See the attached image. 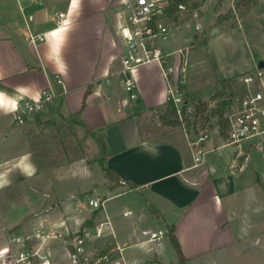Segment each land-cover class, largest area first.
<instances>
[{
    "label": "crops",
    "instance_id": "obj_1",
    "mask_svg": "<svg viewBox=\"0 0 264 264\" xmlns=\"http://www.w3.org/2000/svg\"><path fill=\"white\" fill-rule=\"evenodd\" d=\"M122 1L76 0L75 4L73 0H42L41 4H32L29 0L6 1L2 9L6 20L0 22V98L3 101L0 120L12 116L15 121L19 102L37 99L44 88L52 86L57 96L48 108L32 115L37 124H45L50 116L69 118L77 114L75 124L83 129L86 142L96 138L87 128L92 131L101 128L106 145L104 163L119 177L110 189L119 187L118 194L137 193L146 206L149 199L161 213L157 217L145 207L137 212L129 207L116 212L108 210L104 203L105 210H101L95 223L109 216L116 237L108 235L100 243L119 244L129 264H177L178 255L176 259L166 260L159 254L162 241L170 238L168 233L160 241L149 239L150 232L168 231L171 225L185 264H264V200L260 199V192L251 196L240 187L229 189L224 181L220 183L211 177L216 160L229 145L219 138L203 141L198 148L213 153L211 164L207 167L205 160L196 167L193 166L194 148L185 129L171 128L165 123L164 129L150 126L151 118L160 120L167 103V82L159 62L133 67L130 75L135 83L131 91L126 89L125 78L129 72H124L122 65L125 49L121 32ZM212 2L214 5L215 0ZM18 11L23 13L27 29L22 26ZM10 20L13 25L6 23ZM29 30L44 35V40L31 43ZM185 63L187 66V55ZM57 75L62 83H57ZM182 83L185 91L199 89L191 84L186 73ZM226 89L233 94L230 88ZM29 119L25 115L21 116L20 124L14 122V128L19 125V130L13 132L16 140L12 144L18 146L17 151L4 146L0 137V189L11 187L19 180L31 182L30 190L39 192L41 197L40 208L33 212L37 214L34 221L25 220L24 226L4 224L5 234L30 228L75 232L95 209L85 208L81 199L65 201L55 195L49 201L48 189L52 188L46 186V178H42L44 174L38 169L33 152V145L41 139V129L33 132L29 126H23ZM252 145V142L243 143L241 155L233 146L231 167L239 160L245 162L246 168ZM258 146L264 153L263 145ZM128 182L136 187H129ZM255 182L264 191L263 171H255ZM83 192L74 191L71 196L79 198ZM153 221L158 228L151 224ZM255 231L258 232L252 237ZM138 245L141 250L129 251ZM53 260L61 264L55 254Z\"/></svg>",
    "mask_w": 264,
    "mask_h": 264
},
{
    "label": "rangeland",
    "instance_id": "obj_2",
    "mask_svg": "<svg viewBox=\"0 0 264 264\" xmlns=\"http://www.w3.org/2000/svg\"><path fill=\"white\" fill-rule=\"evenodd\" d=\"M6 1L9 0H0V22L6 20L2 15L3 4H7ZM199 10L189 21L180 23L174 20L169 21L171 30L166 38L159 41V44L166 51L172 52L170 58L176 64L180 62V55L181 61L185 63L187 55L186 74L191 84L199 88L197 91H185L182 87L189 102L195 104L199 98L208 101L207 110L203 111L207 115L211 113L212 109H216L228 95L233 96V103H235L236 98L241 97L248 90H258L264 93V67L262 69L258 68V62L260 60L264 61V32L262 26L264 0H258L250 10L245 12L243 11L244 8L237 4V0H224L219 7H217L216 0L214 5L212 0H206ZM18 14L22 26L27 29L23 13L18 11ZM27 21L29 22V19ZM6 23L13 25L12 20ZM179 49L182 50L181 53ZM246 74H250L254 78L249 85H246L243 81V76ZM181 86H183V83ZM226 87L230 88L233 94H229ZM130 93L128 95H131ZM28 115L31 119L23 122L22 125L29 126L33 129V132L36 128L41 129V136L39 137L41 139L33 145V152L39 165L38 169L44 174L42 178H46L44 180L46 186L52 188L48 189L50 193L49 201L55 195L62 197L65 201L81 199L84 207L90 210L94 207L88 204V199L96 197L93 199H106V207L111 211L122 212L126 207L136 212L139 211L140 207L149 209L148 204L146 206L137 193L118 194L121 191L119 187L113 190L110 189L109 186H115L117 182L108 177L103 170L102 163L99 160L101 150L97 139L90 138L87 142L84 141L83 129L75 124L77 123V114L69 118H62L59 115L50 116V119L44 121L45 124L43 125L37 124L33 120V114ZM15 121L20 124L23 120L19 117L15 118ZM15 121L12 116L0 120V137L4 146L17 151L18 146L12 145L13 141L16 140L13 132L19 130L18 124H16L17 128H14ZM149 122L150 126L156 129L165 128L162 120L151 118ZM169 127L184 129L174 125ZM205 133L209 134L206 140L213 138L226 140L225 133L217 124L216 118H212L211 121L206 123L205 128L200 130L197 138ZM7 135L9 136L6 137ZM257 141V138H251L244 142L245 144L252 142L254 145L251 146V157L243 172L231 167L233 158V155L231 157V150L234 147L229 145L216 160L215 171L211 173V177L218 179L220 183L224 181L229 189L237 187L239 190L238 187H240L242 192L247 191L251 196L255 195L256 192H260L259 197L264 200V191L255 182V171L264 172V153L258 146ZM204 153L207 160L206 166L208 167L211 164L210 158L213 153L210 150L206 152L204 150ZM96 156L99 157L98 160L95 158ZM48 182L50 183L48 184ZM32 185L31 182L19 180L11 187L0 189V256L7 253L9 247L7 242H4L6 234L3 225L22 224L24 226L23 222L25 220L34 221L37 215L33 212L40 208L41 197L38 195L39 192L30 190ZM40 186L42 187V185ZM74 191L84 192L77 198L76 195L71 196ZM61 200H58V202L61 203ZM71 211L68 212V215ZM86 212L88 213V211ZM151 220L153 219L151 218ZM151 224L158 228L156 221ZM34 230V228H30L26 231L33 232ZM162 231L163 236H165L167 230ZM257 232H253L252 237ZM71 233V235L75 234L74 232ZM262 237L264 239V233ZM104 239L105 237L90 238L85 247L88 248L95 242L100 243ZM50 241L48 249L57 256L61 264H72L65 239L54 238ZM3 244L4 246H2ZM161 244V248H163L159 252L161 257L166 260L177 258L178 254H176V249L170 238L166 237ZM140 247L141 245L134 246L129 251L141 250Z\"/></svg>",
    "mask_w": 264,
    "mask_h": 264
},
{
    "label": "built area",
    "instance_id": "obj_3",
    "mask_svg": "<svg viewBox=\"0 0 264 264\" xmlns=\"http://www.w3.org/2000/svg\"><path fill=\"white\" fill-rule=\"evenodd\" d=\"M22 1V0H21ZM32 4H41L42 0H29ZM167 0H123L121 5L122 24L121 32L124 38L125 49L122 57L123 71L129 72L125 78L126 89L131 91L135 80L130 75V70L139 65L151 61H157L164 67V75L167 82V101L176 106L177 113L181 119L183 104L188 102L185 92L181 86L186 73V63L180 61L178 64L169 58L172 52H165L159 44L161 39L167 37L171 26L166 20ZM183 7L182 5H180ZM28 39L35 44L44 40V35L28 31ZM181 53L182 50L179 49ZM253 76L246 74L243 81L246 85L251 84ZM57 83H62V78L56 76ZM57 96L52 86L44 88L39 98L24 99L18 103L15 110V117L19 118L28 114H36L54 101ZM134 96V95H133ZM228 130L225 143L234 146L237 154H243V143L251 138H257L258 143L264 142V93L262 91L250 90L247 94L236 98L235 103L230 107L228 113ZM209 134H202L200 137L190 141L194 148L193 166H200L205 163V153L198 148L208 138ZM245 162L235 160L232 164L234 169L243 170ZM90 206L105 210L104 199L88 200ZM129 212H124L128 214ZM72 233H63L56 229L36 228L33 232L9 231L6 234L8 244L7 253L0 256V264H55L53 254L49 251L50 240L64 238L66 241L69 256L74 264V257L78 255L76 264H129L124 255V248L116 243L95 242L86 248L85 244L90 238L99 239L116 233L109 216L98 220L89 229H78ZM163 238V231L150 232V240L160 241ZM69 245L77 249L72 253ZM83 248L82 251H79Z\"/></svg>",
    "mask_w": 264,
    "mask_h": 264
},
{
    "label": "trees",
    "instance_id": "obj_4",
    "mask_svg": "<svg viewBox=\"0 0 264 264\" xmlns=\"http://www.w3.org/2000/svg\"><path fill=\"white\" fill-rule=\"evenodd\" d=\"M167 1L168 4L166 7V17H167L166 20L168 22L174 20L180 23L192 19V17L200 11L199 8L203 6L206 0H167ZM216 1H217V7H219L221 6V3L224 0H216ZM257 1L258 0H237V4L243 7L244 8L243 11L245 12L250 10L251 7L257 3ZM180 5H182L183 7H181ZM262 26L264 32V19L262 21ZM233 101L234 98L232 95L226 96L216 109L211 110L212 114L209 113L206 115L204 114L203 111L207 110V107L209 105L208 101L199 98L197 100V103L193 104L188 100L187 103L183 104L181 119L177 113L176 106L172 102L167 101L165 109L160 113L159 118L165 124L183 127L187 133L189 141L195 140V138L199 136L200 130L205 128L206 123L211 121L212 118H216L217 124H219L220 129L223 131V133H225V136H227V130H228L227 116L230 107L233 105ZM84 105L85 102L83 101L82 107ZM87 132L93 133V135L97 139V142L101 150V157L99 158V160L102 163L103 170L108 175V177H110L113 181L117 182L119 180V177L114 172L110 171L104 163L105 155H106V145L101 132V128L97 131H92L91 129L87 128ZM263 149H264V144H263ZM128 186L131 188L136 187V185L131 182H128ZM146 201L148 203L150 213L157 217H161V213L158 210V208L155 205H153L149 199H146ZM101 210L102 208L95 209L92 213V216L89 219L85 220L83 226L81 227V230L89 229L93 227ZM167 233L179 257V261L177 264H185V257L182 253L181 246L176 236L174 235L173 225L170 226ZM110 246H111L110 244H105L106 248H109ZM69 249L72 253H77V249L74 246L69 245Z\"/></svg>",
    "mask_w": 264,
    "mask_h": 264
},
{
    "label": "water",
    "instance_id": "obj_5",
    "mask_svg": "<svg viewBox=\"0 0 264 264\" xmlns=\"http://www.w3.org/2000/svg\"><path fill=\"white\" fill-rule=\"evenodd\" d=\"M263 67H264V61L260 60V61L258 62V68H259V69H262ZM82 249H83V248H80L79 251H82ZM77 261H78V255H76V256L74 257V261H73L74 264H76Z\"/></svg>",
    "mask_w": 264,
    "mask_h": 264
},
{
    "label": "snow or ice",
    "instance_id": "obj_6",
    "mask_svg": "<svg viewBox=\"0 0 264 264\" xmlns=\"http://www.w3.org/2000/svg\"><path fill=\"white\" fill-rule=\"evenodd\" d=\"M76 0H73V3L75 4ZM0 106H3L2 98H0Z\"/></svg>",
    "mask_w": 264,
    "mask_h": 264
}]
</instances>
